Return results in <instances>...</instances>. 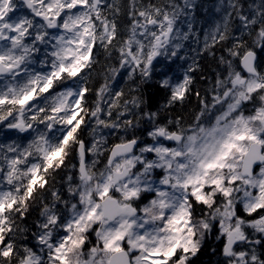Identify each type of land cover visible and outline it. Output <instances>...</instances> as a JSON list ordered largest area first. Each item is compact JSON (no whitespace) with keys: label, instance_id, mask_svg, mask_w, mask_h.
<instances>
[{"label":"snow or ice","instance_id":"1","mask_svg":"<svg viewBox=\"0 0 264 264\" xmlns=\"http://www.w3.org/2000/svg\"><path fill=\"white\" fill-rule=\"evenodd\" d=\"M215 7L188 57L196 0H0V264H264V0Z\"/></svg>","mask_w":264,"mask_h":264},{"label":"rangeland","instance_id":"2","mask_svg":"<svg viewBox=\"0 0 264 264\" xmlns=\"http://www.w3.org/2000/svg\"><path fill=\"white\" fill-rule=\"evenodd\" d=\"M224 2V0H223ZM227 2V0H226ZM197 6L198 4H201L202 6L197 7L193 13L192 16L195 15V13L197 14H201L203 15L204 19H201L199 16L196 17L195 21H193V30L189 35V38L187 40L182 41L184 47L183 50L181 51L180 55H182V53L184 51L187 52V54H189V56H191V51H192V46H199L200 47V42L201 40L204 41V34L205 32L214 25L215 21L219 20V17L223 14L222 12H218L215 5L221 3V0H196ZM209 9V10H208ZM201 11V12H199ZM192 16L187 17V20L192 19ZM183 18L185 17H181V30L182 31H187V20H185L184 24H183ZM204 23V24H202ZM203 47V45H202ZM193 56V55H192ZM177 62H180V64L183 63V61L178 60ZM166 63H168L169 65H171V68L174 67L177 68L176 66L173 65V63L171 61H167ZM188 63H190V60H188ZM184 67H187V64L184 65ZM177 74H180V70H177ZM170 75H171V69H170Z\"/></svg>","mask_w":264,"mask_h":264},{"label":"trees","instance_id":"3","mask_svg":"<svg viewBox=\"0 0 264 264\" xmlns=\"http://www.w3.org/2000/svg\"><path fill=\"white\" fill-rule=\"evenodd\" d=\"M123 2L127 3V2H130V0H123ZM178 2L181 3V0H178ZM217 55H219V53H217ZM99 81H100V77H99V80L97 79V83L94 86H98ZM146 87L148 88L146 99L147 97H153L155 99L162 95L161 93L156 91L152 85H147ZM206 261H209V257L207 255H202L200 257L199 264H201L202 262H206Z\"/></svg>","mask_w":264,"mask_h":264},{"label":"flooded vegetation","instance_id":"4","mask_svg":"<svg viewBox=\"0 0 264 264\" xmlns=\"http://www.w3.org/2000/svg\"><path fill=\"white\" fill-rule=\"evenodd\" d=\"M99 80V78H98ZM100 80H101V77H100ZM208 245L210 247H216L220 242L215 240L214 236L212 238H210L208 241H207ZM201 264H214V259L213 260H209V261H206V262H202Z\"/></svg>","mask_w":264,"mask_h":264}]
</instances>
